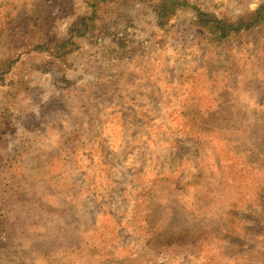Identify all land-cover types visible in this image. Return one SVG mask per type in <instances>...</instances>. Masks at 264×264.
I'll return each mask as SVG.
<instances>
[{
  "label": "rangeland",
  "instance_id": "rangeland-1",
  "mask_svg": "<svg viewBox=\"0 0 264 264\" xmlns=\"http://www.w3.org/2000/svg\"><path fill=\"white\" fill-rule=\"evenodd\" d=\"M87 12L0 0V264H264V23L114 0L70 31Z\"/></svg>",
  "mask_w": 264,
  "mask_h": 264
},
{
  "label": "trees",
  "instance_id": "trees-1",
  "mask_svg": "<svg viewBox=\"0 0 264 264\" xmlns=\"http://www.w3.org/2000/svg\"><path fill=\"white\" fill-rule=\"evenodd\" d=\"M114 0H85L88 7V12L80 16L77 23L73 24L70 31H75L79 35L87 33L93 29L96 20L99 16V8L102 4L112 2ZM157 2V19L159 25H164L167 20L180 11L193 9L195 14L196 23L213 34L216 40L225 39L230 35H234L242 30H247L264 23V2L258 5L255 9L247 11L235 19L230 18H217L215 15L202 10L197 7L190 0H149ZM65 42L61 43L59 50L64 49ZM40 50H47L48 46H39ZM68 49L65 52H69Z\"/></svg>",
  "mask_w": 264,
  "mask_h": 264
}]
</instances>
